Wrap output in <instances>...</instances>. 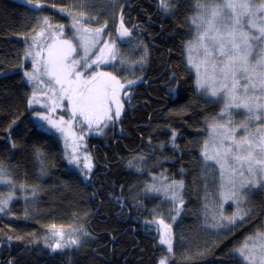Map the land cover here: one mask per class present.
<instances>
[{
  "label": "trees",
  "instance_id": "obj_1",
  "mask_svg": "<svg viewBox=\"0 0 264 264\" xmlns=\"http://www.w3.org/2000/svg\"><path fill=\"white\" fill-rule=\"evenodd\" d=\"M71 2L42 0L43 10L33 11L25 0H0V167L16 186L37 188L32 206L16 201L0 215V264H158L161 257L168 258L167 264H241L232 250L264 230V188L247 197L251 218L238 222L204 258L179 261L160 243L156 225L145 223L166 211L160 196L146 194L153 177L163 176L184 185L183 211L174 230L193 234L198 226L205 162L197 139L218 116L220 104L198 92L185 56L197 0H173L167 12L160 0H123L131 42H143L147 58L142 69L135 67L131 80L136 83L127 88L121 118L104 135L86 137L93 167L88 182L72 169L56 134L33 127L35 110L28 106L23 76L30 64L20 67L35 13L68 26L60 10ZM115 40L129 43V38ZM138 154L150 161L143 173L127 167ZM77 217H87L93 238L78 250H50L44 244L50 226L67 227Z\"/></svg>",
  "mask_w": 264,
  "mask_h": 264
},
{
  "label": "snow or ice",
  "instance_id": "obj_2",
  "mask_svg": "<svg viewBox=\"0 0 264 264\" xmlns=\"http://www.w3.org/2000/svg\"><path fill=\"white\" fill-rule=\"evenodd\" d=\"M32 5L33 11H42V0H25ZM160 6L167 12L174 6L171 0H160ZM196 15L190 18V23L195 27V35L186 43L188 52V64L195 69L196 83L199 89H203L212 97H219L224 101V113L228 114L232 108H243L248 116L247 123L242 124L244 134L236 137L235 131L224 125L213 124L212 130L218 136L219 146L214 149V154L209 155L207 142L202 153L205 160H213L219 165L221 178V196L223 201L232 200L235 204L234 212L229 216L223 211V202L219 210H213L210 227L217 230L232 231L239 227L238 222L251 218V208L247 197L253 189L264 188V0H222L221 3H202L197 0ZM65 11V9H61ZM72 18L74 39L83 49V63L72 59L76 51V45L72 39H60L63 35V26H57L53 30L49 17L38 16L42 23L36 36H44L49 33V39L54 42L46 47L47 55L40 61L43 75L47 77V83L40 79L36 73L37 58L41 53L34 50L36 36L32 37V44L25 40L24 54L20 67L23 69V61L31 58L33 72L24 71L29 83L42 85V95L48 103L44 105L45 111H34L35 119L33 127L51 134L60 133L67 140L70 134L71 122L65 121L61 116L53 119L47 113L56 112L57 108L67 102L70 106L72 119L80 118L81 124L91 129L93 125L108 126V122L115 123L121 116L123 105L119 99V93L125 88L117 76L112 72L100 71L102 64L116 68L119 57L121 71L131 68L139 63L141 69L146 62L147 49L138 61L125 58L114 42L103 40L102 37L110 35L105 32L107 22L102 26L91 27V19H86L85 13L80 11L78 15L68 12ZM100 25L99 20L94 21ZM132 32L124 24L123 15L119 18L117 38L124 40L129 38L131 43ZM102 43V47L97 45ZM96 48L95 59L89 56L91 49ZM198 54V59H193V53ZM95 66V67H94ZM85 73H88L85 76ZM136 81L127 80V85H134ZM37 91L33 88L32 96L28 99L31 107L36 100ZM114 105V108H113ZM255 131H249V125L257 124ZM15 124V121H13ZM219 129V131H218ZM54 130V131H53ZM175 140V132H173ZM17 145L13 142L12 147ZM69 156L68 162L80 167V158L75 154ZM143 161V157L137 158ZM86 163L82 168L85 179L88 178L92 164L88 156L84 157ZM129 167L142 169L133 161L128 162ZM156 178L153 177V180ZM0 184L9 187L8 195L0 198V212H4L8 203L13 199L15 184L8 177L6 170L0 167ZM183 181H173L164 187L166 197L176 205L175 212L179 215L183 207V199L180 191L183 189ZM20 185V188H24ZM155 184L146 186L148 192H159ZM171 190V195L168 192ZM37 194V188H32V196ZM207 205L205 208L207 209ZM156 215V210H153ZM171 216V210H170ZM219 217V218H217ZM174 221L175 216H171ZM208 213H205L207 222ZM146 224H155V230L160 233V243L167 245V251L172 253L171 224L165 223L161 217ZM53 242L47 246L53 252L65 248L79 249L82 247L83 236L90 233L82 228H72L65 233L57 230L55 224L50 226ZM218 234V233H217ZM232 255L239 259L241 264H264V231H257L248 236L232 250ZM167 257H161L158 264H167Z\"/></svg>",
  "mask_w": 264,
  "mask_h": 264
},
{
  "label": "rangeland",
  "instance_id": "obj_3",
  "mask_svg": "<svg viewBox=\"0 0 264 264\" xmlns=\"http://www.w3.org/2000/svg\"><path fill=\"white\" fill-rule=\"evenodd\" d=\"M173 0H171L172 2ZM179 1V0H174ZM212 2L221 3L222 0H215ZM259 2V0H257ZM123 8V0H72L70 7L68 9H65V11H61L62 14H65L69 18V24L68 26H63V35L60 36V39H72L73 43L76 45V51L72 54V59L78 60L83 63V49L79 46L76 39H74V32L72 29V18L68 15V12H72L74 15H78L80 11H83L85 13L86 19H91L92 23L90 24L91 27H99L102 26L103 22H107V27L105 28V32L109 33L110 35H105L102 37L103 40H110L111 42H114L121 52V54L132 61H138L139 58L145 54V44L141 41H134L131 43H127L124 46L120 45V43L116 42L117 38V28L119 27V18L122 13ZM172 10V8H171ZM39 15L38 13H35L34 15V28L33 32L31 33V36H29V45L32 44V37L36 36V33L40 31L41 27H43L42 23L37 19ZM50 20V19H49ZM99 20L101 22L100 25H97L94 21ZM51 24L53 25V30L60 26V24L53 22L50 20ZM193 26V25H192ZM67 28V29H66ZM193 36L195 35V27L193 26ZM191 39V40H192ZM53 40L49 39V33L48 31H45L44 36H36V44L34 47L35 51H38L41 53V56L37 58V64H36V73L40 79H44L45 83H47V77L44 76L41 60L44 56L47 55L46 47L48 44L53 43ZM125 43V41H123ZM102 43L97 45V47H102ZM96 48H93L89 52V56L92 59H95ZM98 54V53H96ZM185 56L187 60V65L192 69V72L195 74V69L191 67V65L188 64V52L186 51L185 47ZM147 58V55H146ZM193 59H198V54L193 53ZM24 64H30V69L23 70L28 72H33V65L31 58H29L26 61H23ZM113 64H116V68H113L111 65L108 64H102L99 68L100 71L105 72H112L113 75L117 76L118 79H120L121 83L125 84V88L122 89L119 93V99L121 104L123 105V110L125 109V100L128 97L129 92L127 91V88L131 85H127V80H131L132 76L136 74L135 67H140L139 63H135L131 68H126L125 70L121 71L119 66V57L116 61H113ZM95 67V66H94ZM88 73H85V76H87ZM24 76V75H23ZM196 77V75H195ZM25 84L29 91V98L32 96L33 88H36L37 91V97L36 100L33 102L31 108L35 111H45L44 105L48 103L47 98L42 95L40 89L43 87L42 85H34L33 83H29L27 80V77L24 76ZM197 86V83H196ZM198 88V87H197ZM198 92L200 94H203L209 99H213L220 104V112L216 119H212L209 121V124H206V131L204 133V136L201 134L198 139L197 143L199 146H201L202 152H204V145L207 142L208 148L207 151L209 155L214 154V149L219 146L218 144V136L217 134L213 133L212 125H224L225 127H230L232 130L235 131V135L237 138L242 136L244 134V129L241 127L242 124H245L249 120V116L247 112L243 108H232L229 110L228 114L224 113V101L221 100L219 97H212L210 94H207L203 89L198 88ZM114 108V105H113ZM121 112V114H122ZM52 116L53 119L58 120L61 116L64 118L65 121L71 122V128H70V134L68 135L67 140L64 139L63 136H61L60 133H55L58 137V140L61 142L67 161L69 160V156L73 154V149L75 148V155L80 158V167L78 168L75 164H70L73 170L77 171L81 176L84 178L85 182L89 181V178L91 176V172L87 179H85V176L83 172H81L80 168L84 166L86 161L84 160L85 156H88L91 161V156L88 153V147L85 142L86 137L90 136L91 134L96 135H104L109 127L112 125V122H108L107 127H103V125H93L91 129H88L84 127L81 124L80 118L77 117L76 119H72L70 115V106L67 104V102H63L54 113H47ZM121 116L117 119L119 120ZM257 124L249 125V131H255ZM54 131V130H53ZM219 131V129H218ZM143 157V161H139L137 158ZM129 161H133L134 164H139V167L142 169L141 171H137L136 167H129V164H127V167L129 169H132L134 171H137L139 173H143L145 167L150 162L149 158H147L144 155L138 154L135 155L132 159ZM205 163H202V174H201V198H202V205L199 210V217H198V226L197 229L193 234H186L183 232L180 228L175 229V226L179 225L183 207L179 212V215L176 214L175 208L176 205L173 204L165 195L164 187L166 185L172 184L173 181H169L168 179L161 177H156L155 180H153L152 184H155L157 188H160L161 190L159 192H148L146 191L147 195H157L161 197V200L163 203L167 205L166 211L163 214H158L155 219L163 218L165 220V223L171 224V231H172V244H173V251L176 252L179 261H190L193 258H204L207 257L208 252L219 242V240L225 236V234L229 231L227 230H217L210 227L212 224L211 214L213 210H219L220 204L223 202V211L225 215H231L235 210V204L232 200H228L226 202L223 201V197L221 196V178L219 175V165L215 163L213 160H205ZM93 168V167H92ZM9 177V176H8ZM9 187L5 184H0V198H4L8 195ZM184 187L180 191V196L183 199V206H184ZM252 193V192H251ZM251 193L248 195L250 197ZM171 195V190L168 192V196ZM36 197V196H35ZM32 196V191L24 190L18 186L15 185L14 190V196L13 199L8 203L6 206V209L4 212H0L1 214L7 213V211L10 209L12 203L16 201H22L26 207L32 206L34 198ZM205 205H207V209L205 208ZM248 206V205H247ZM170 210H171V216H175V220L173 221L170 216ZM208 213V219L207 222L205 220V213ZM219 218V217H217ZM72 228H82L84 231L90 233L89 236H83L82 240L83 243L86 240H90L93 238V235L88 227V220L87 217L84 218H76L70 226L64 227V226H57V230H63L65 233L69 232ZM177 228V227H176ZM264 231V230H263ZM52 229L50 228L47 232V235L44 238V244L47 246L49 243L53 242V236L51 235ZM218 233V234H217ZM167 247V245H165ZM48 247V246H47ZM51 250V248L49 247ZM66 249V248H65ZM64 250V249H63ZM62 251V250H57Z\"/></svg>",
  "mask_w": 264,
  "mask_h": 264
}]
</instances>
